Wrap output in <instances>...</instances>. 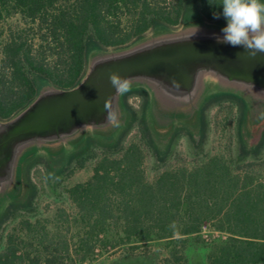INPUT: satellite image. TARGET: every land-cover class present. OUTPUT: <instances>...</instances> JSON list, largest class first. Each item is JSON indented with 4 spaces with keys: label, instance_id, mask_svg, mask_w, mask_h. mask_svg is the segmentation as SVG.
<instances>
[{
    "label": "trees",
    "instance_id": "trees-1",
    "mask_svg": "<svg viewBox=\"0 0 264 264\" xmlns=\"http://www.w3.org/2000/svg\"><path fill=\"white\" fill-rule=\"evenodd\" d=\"M220 4L0 0V23L7 22L9 30L0 43V124L18 117L45 91L77 87L93 58L133 47L151 30L152 38L173 34L170 28L181 24L203 36L223 34ZM13 18L19 21L11 24ZM128 85L119 95L114 123L35 141L19 156L12 182L0 191V264H86L108 248H125L133 255L154 241L175 244L165 264H186L185 238L200 234L207 224L227 235L213 245L208 264H264V180L245 170L264 149V129L253 123L264 111V91L257 95L220 83L211 91L204 82L194 97L196 135H206L211 105L229 103L238 113L235 143L192 166L167 167L150 177L147 153L164 164L176 128L154 126L153 138L146 139L149 110L156 109L152 117L157 121V112L176 119L186 108L178 99L175 105L160 99L147 80ZM135 96L145 98L138 113L129 104ZM135 126L144 128H139L140 139L126 142ZM41 150L58 156L44 170L54 190L76 171L87 166L92 171L87 180L62 187L69 204L47 218L36 215L42 185L32 177Z\"/></svg>",
    "mask_w": 264,
    "mask_h": 264
},
{
    "label": "water",
    "instance_id": "water-1",
    "mask_svg": "<svg viewBox=\"0 0 264 264\" xmlns=\"http://www.w3.org/2000/svg\"><path fill=\"white\" fill-rule=\"evenodd\" d=\"M216 37L223 34L203 36L197 30L183 29L144 40L93 58L77 87L45 91L18 117L0 124V191L12 182L19 156L35 141L115 122L120 93L109 80L113 72L128 83L154 82L158 92L176 97L198 92L208 81L257 95L264 91V53L251 58L242 46L218 43Z\"/></svg>",
    "mask_w": 264,
    "mask_h": 264
},
{
    "label": "rangeland",
    "instance_id": "rangeland-1",
    "mask_svg": "<svg viewBox=\"0 0 264 264\" xmlns=\"http://www.w3.org/2000/svg\"><path fill=\"white\" fill-rule=\"evenodd\" d=\"M18 18L10 20L11 24H16ZM0 23V43L6 36L8 30V24ZM217 25V24H214ZM223 27L227 26V22L222 24ZM184 29V25L181 24L177 27H171V32H179ZM155 35L153 30L149 31L145 35V40L151 39ZM109 52H115L110 49ZM207 89L215 90V82L208 81ZM151 96V91L147 89ZM149 96V97H150ZM145 102V98L141 96H135L130 98L129 104L138 113L141 111V106ZM194 98L189 105H187L184 117L174 119L170 115L165 113H156L157 121L153 115L154 107L149 110V121L146 122L145 137L146 139L153 138V127H166L168 125H174L176 128V134L170 145V152L167 157V161L162 164L156 161L155 153L148 152L146 159L147 174L152 177L158 171L171 166L187 165L192 166L198 161L203 159L205 155L217 153L222 151L225 147L232 146L236 137V123L238 113L235 109H232L229 103H225L222 106L211 105L206 111V121L208 123V129L204 138H199L196 135V130L193 128V105L195 104ZM191 114V115H190ZM121 117V116H120ZM116 118H119L117 113ZM253 123L258 125L260 129H264V111L258 112L253 117ZM159 125V126H158ZM141 126H135L133 130L128 134L126 142L138 141L141 137L139 134V128ZM142 129L143 126L141 127ZM162 128V129H164ZM86 132H90V128L85 129ZM66 150H71V146H66ZM236 154V150L233 151ZM39 164L38 168L33 169L32 177L40 187V196L37 202L36 215L38 218L51 217L57 207L69 203L65 202V196L62 194V187L67 184H73L76 182H82L87 180L92 171L89 166L83 170L76 171L71 177L63 178V184L54 190L48 182L44 180L46 177L45 167L52 162H56L58 159L56 153H50L45 151H39ZM248 162L252 163L251 167H245V170H250L251 173L258 179L264 180V149L261 154L254 159H249ZM16 172V169H15ZM226 234L219 233L213 229L211 225H205L202 232L197 235L189 236L185 241V245L182 249L186 264H208L207 256L210 253L213 245L220 243L226 239ZM174 243L169 241H154L148 244L142 245L141 248L130 254L125 248H116L105 250L103 254H99L97 258L87 262L86 264H165V259L168 258L172 246Z\"/></svg>",
    "mask_w": 264,
    "mask_h": 264
},
{
    "label": "clouds",
    "instance_id": "clouds-1",
    "mask_svg": "<svg viewBox=\"0 0 264 264\" xmlns=\"http://www.w3.org/2000/svg\"><path fill=\"white\" fill-rule=\"evenodd\" d=\"M222 15L227 26L222 29L223 37H216L218 43L242 46L251 58L264 53V0H221ZM214 18L219 19L218 15ZM240 55V53L238 54ZM109 80L117 93L128 90V82L118 73H111ZM174 87L180 85L173 81ZM108 110V104H105Z\"/></svg>",
    "mask_w": 264,
    "mask_h": 264
},
{
    "label": "flooded vegetation",
    "instance_id": "flooded-vegetation-1",
    "mask_svg": "<svg viewBox=\"0 0 264 264\" xmlns=\"http://www.w3.org/2000/svg\"><path fill=\"white\" fill-rule=\"evenodd\" d=\"M148 83H149L150 86L153 87V89L155 90L157 96L160 99L167 100L170 103H174V105L177 104V102H179L180 104H182V107H184V108L187 107V105H189V103H191L193 101V98L195 97V95L197 93L196 91H194L190 95H182V96H179V97L169 96V95H166L165 93H163L161 91L158 92L154 82L148 81ZM177 99H178V101L176 102Z\"/></svg>",
    "mask_w": 264,
    "mask_h": 264
}]
</instances>
